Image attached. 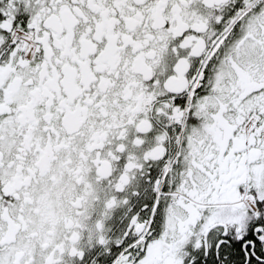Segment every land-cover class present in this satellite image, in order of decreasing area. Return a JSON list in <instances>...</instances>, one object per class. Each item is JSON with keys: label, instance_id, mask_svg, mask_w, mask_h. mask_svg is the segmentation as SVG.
Returning a JSON list of instances; mask_svg holds the SVG:
<instances>
[{"label": "snow or ice", "instance_id": "snow-or-ice-1", "mask_svg": "<svg viewBox=\"0 0 264 264\" xmlns=\"http://www.w3.org/2000/svg\"><path fill=\"white\" fill-rule=\"evenodd\" d=\"M0 264H264V0H0Z\"/></svg>", "mask_w": 264, "mask_h": 264}]
</instances>
